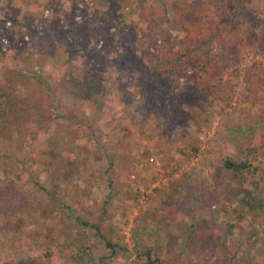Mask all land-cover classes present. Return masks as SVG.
Returning <instances> with one entry per match:
<instances>
[{"label": "rangeland", "instance_id": "1", "mask_svg": "<svg viewBox=\"0 0 264 264\" xmlns=\"http://www.w3.org/2000/svg\"><path fill=\"white\" fill-rule=\"evenodd\" d=\"M43 1L0 0V88L25 97V82L13 79H37L57 106L46 125L26 114L15 139L0 141V264H73L59 251L75 233L66 215L96 221L103 209L118 249L100 264H147V253L161 264H264V149L239 156L232 143L247 126L264 130V11L213 0L238 12L228 29L235 38L215 49V77L202 85L193 59L173 61L166 75V50L183 34L171 12L146 15L156 0H130L108 17L106 0ZM49 41L80 61L59 71L41 55ZM92 71L105 89L98 105L48 91L61 81L80 89ZM257 75L251 93L246 79ZM148 83L157 86L155 114L142 108ZM237 156L255 169L246 181L222 167Z\"/></svg>", "mask_w": 264, "mask_h": 264}, {"label": "trees", "instance_id": "2", "mask_svg": "<svg viewBox=\"0 0 264 264\" xmlns=\"http://www.w3.org/2000/svg\"><path fill=\"white\" fill-rule=\"evenodd\" d=\"M157 7L152 6L147 12V16L157 14L161 18H165L167 12H171L174 21L179 28L177 30L183 34L177 40V50L173 46L166 50L168 62L164 67L166 75H171L172 68L169 64L173 61L185 62L193 59L198 67V83L208 84V80L215 77L216 66L214 64L215 49L222 43H228L235 37L228 32L229 24L235 19L234 12L231 16L225 9L217 10L213 0L203 2L201 0H156ZM244 9H250L255 12L264 11V0H241ZM130 4V0H106V9L109 14L117 13ZM202 13L206 16V23L202 24L198 15ZM105 20V16L103 18ZM261 24L264 21L259 19ZM120 33L126 35L124 30L119 29ZM226 33L223 39L222 34ZM135 36L130 35L132 40ZM133 37V38H132ZM134 40V39H133ZM200 50L205 51V56L198 57ZM259 73H264L260 70ZM170 77H166L169 80ZM25 82L27 96L15 97L13 87L0 88V141L10 142L17 136V124L24 118L26 114H34L36 123L44 126L54 115L57 106H53L52 102L46 101V96L37 88V79H29L25 76L13 79V81ZM262 82V76H256L253 81L246 79V90L254 93ZM54 94L68 93L78 101H89L98 105L104 98L103 80L97 72H90L84 80L83 86L77 90L67 88L65 82L61 81L58 87H52L50 90ZM158 92L157 86L148 83L145 87L143 95L142 108L147 114H155L158 109ZM238 135L232 139V143L236 152L240 155L254 156L264 149V130H258L259 135L256 136V130L247 126L242 130H238ZM222 167L229 173V176L237 181H246L254 173L255 169L247 160L237 157H227L221 162ZM42 189V188H41ZM43 190V189H42ZM59 187L54 186L49 194L56 196ZM106 209L102 210L101 215L96 221L83 215H66L70 224L74 228V237L59 251L64 256H68L73 264H100L104 259H111L116 255L118 245L113 238L106 233L105 216ZM95 241H90V237ZM99 245H96L97 242ZM95 245V247H93ZM225 251V245L223 244ZM226 257V256H225ZM147 264H161L159 259L150 260L149 253L146 254ZM227 261V257L225 258ZM230 262V261H229Z\"/></svg>", "mask_w": 264, "mask_h": 264}, {"label": "crops", "instance_id": "3", "mask_svg": "<svg viewBox=\"0 0 264 264\" xmlns=\"http://www.w3.org/2000/svg\"><path fill=\"white\" fill-rule=\"evenodd\" d=\"M40 1V0H39ZM59 1H62L63 5L65 6H68V0H59ZM58 0H44V4H48L49 6H56V4L59 2ZM32 5V4H31ZM57 5H60V4H57ZM25 7H29V5H26ZM68 11H66L67 13ZM46 24V23H45ZM64 35L65 36H73V35H77L78 34V30L74 29V28H66L64 30ZM65 49L62 50V48L60 46H58V44L54 43V41H49L43 48H41V55L43 57H46L48 59V57H50V61L51 62H54L56 65H57V68L59 69V71L62 69L63 70V66H61V63H64L66 62L68 59L67 57L65 56ZM111 56H109L110 58ZM135 55L133 57V59H135ZM88 65L89 66H92V63L95 62L96 58L95 56L92 57V56H89L88 57ZM107 59L105 58V61ZM68 61L72 62V63H78L80 60L79 59H75V58H72V59H69ZM70 71V70H69ZM61 74V73H60ZM63 78L65 79H78L77 75L75 74L74 77H72V73H65V74H61ZM61 77V76H60ZM80 79H82L80 77Z\"/></svg>", "mask_w": 264, "mask_h": 264}]
</instances>
